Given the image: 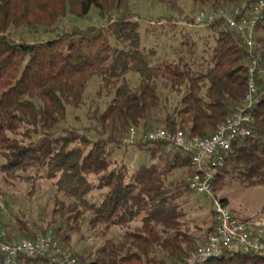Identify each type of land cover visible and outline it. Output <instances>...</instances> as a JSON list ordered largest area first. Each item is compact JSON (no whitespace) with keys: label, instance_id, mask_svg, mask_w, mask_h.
I'll return each instance as SVG.
<instances>
[{"label":"trees","instance_id":"trees-1","mask_svg":"<svg viewBox=\"0 0 264 264\" xmlns=\"http://www.w3.org/2000/svg\"><path fill=\"white\" fill-rule=\"evenodd\" d=\"M258 1L193 0L213 14ZM165 3L177 8L175 0ZM93 9L104 25L54 33L65 17L85 19ZM205 24L213 39L209 68H164L151 65L154 51L143 46L140 22L129 0H0V174L27 180L19 173L34 171V177L53 181L57 193L72 200L67 205L58 202L61 218L77 222L87 213L89 227L104 229H124L137 219L141 223L118 241L105 240L93 254H74L79 264H179L213 233L216 222L204 239L182 230L185 213L177 201L190 192L189 156H171L161 144L146 143L139 150L149 153L151 163L134 172L125 164L110 168L109 160L112 149L119 148L131 130L140 138L157 129L208 137L243 101L249 54L239 34L221 18ZM20 27L41 29L50 37L32 43L16 41L9 29ZM255 40L252 58L264 66V13L256 25ZM129 73L139 76L137 86L126 80ZM93 78L99 79L101 92L113 95L104 111L95 110L90 116L89 132L94 137L59 128L68 109L82 104ZM257 83L258 102L250 110L251 134L232 143L214 192L224 175L248 187L264 186V76ZM162 91L176 93L180 99L173 105ZM176 170L188 177L172 178ZM95 192L99 195L92 201ZM51 232L62 246L68 244L66 230ZM18 233L35 238L22 222ZM6 238L12 240L8 233ZM20 264L51 262L22 258ZM204 264H264V258L237 251Z\"/></svg>","mask_w":264,"mask_h":264},{"label":"rangeland","instance_id":"rangeland-1","mask_svg":"<svg viewBox=\"0 0 264 264\" xmlns=\"http://www.w3.org/2000/svg\"><path fill=\"white\" fill-rule=\"evenodd\" d=\"M167 1L169 0H163V2L159 0H129L130 9L140 22L139 32L143 46L146 50L154 51L150 60L151 65L164 68L169 65L171 68L206 71L209 68L208 50L213 45L212 34L206 28V24L198 25L195 18L201 14L212 12L208 11L206 7L194 3L193 0H175L179 11L176 10L177 8L173 9L167 6L165 3ZM190 20H194V23L193 21L189 22ZM89 25H104L94 9L85 19H77L73 16L65 17L56 24L53 30L56 33L72 27L83 29ZM9 34L16 41L27 43L46 40L50 37L41 29L30 30L25 27L10 28ZM126 80L135 87L140 78L137 74L129 73ZM162 92L168 96L173 105L180 99V95L176 93ZM112 98V93L101 92L99 79L93 78L85 90L82 104L76 109H68L66 121L61 123L59 128L77 129L88 134L91 138L94 137V134L89 132V128L92 126L90 116L95 110L104 111ZM146 143L140 136L135 135L132 144L123 142L119 148L114 147L109 159L110 168L125 164L130 172H134L139 166L150 164L149 153L146 150H139ZM163 151L171 156L175 153L166 147L163 148ZM183 172V170L174 171L172 178L188 177ZM39 174L43 175L42 172ZM19 175L23 178L29 177V179H9L0 174V202L4 204L3 209H0V231L8 233L13 241L25 239L18 233L19 222L25 223L35 236L44 231L62 228L63 233L66 230L69 235L68 244H64L63 247L73 254L86 256L93 254L105 240L118 241L125 232L141 226L140 220L137 219L124 229L118 227L104 229L103 226L91 228L87 223L89 218L87 213H84V217L77 222L68 217L61 218L57 211L59 209L58 202H64L67 205L72 200L57 193L53 181L34 177V171L19 173ZM215 193L219 199L225 201V205L235 220L245 221L253 216H264V186L248 187L228 175H224L218 181ZM98 195L99 193L95 192L93 194L95 197L90 200H95ZM177 202L185 213L182 230L204 239L216 222L210 200L205 196L189 192ZM68 226L73 227V230L68 231L66 229Z\"/></svg>","mask_w":264,"mask_h":264},{"label":"built area","instance_id":"built-area-1","mask_svg":"<svg viewBox=\"0 0 264 264\" xmlns=\"http://www.w3.org/2000/svg\"><path fill=\"white\" fill-rule=\"evenodd\" d=\"M263 13L264 0H259L249 6L242 3L230 10L201 14L195 18L197 24L209 23L214 17L221 18L239 34L249 54L247 90L232 116L205 138L187 137L180 130L170 133L161 129L142 137L144 142L161 144L175 153L189 156L191 174L187 188L196 195L207 197L216 217L215 229L206 242L179 264H204L240 250L264 258V216H253L245 221L235 220L213 189L216 177L229 157L232 143L251 134L253 120L250 110L258 102L257 82L264 76V66L259 64V59L252 58V52L257 47L255 29ZM135 135V130H131L124 143L132 144ZM3 207L4 204L0 202V209ZM22 258H46L51 264H79L74 254L63 247L51 231L36 235L34 239L17 241L8 240L6 234L0 231V264H20Z\"/></svg>","mask_w":264,"mask_h":264}]
</instances>
